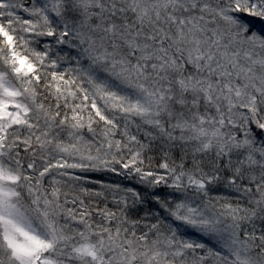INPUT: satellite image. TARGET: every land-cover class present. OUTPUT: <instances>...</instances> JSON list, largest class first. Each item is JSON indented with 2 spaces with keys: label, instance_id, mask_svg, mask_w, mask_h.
Returning a JSON list of instances; mask_svg holds the SVG:
<instances>
[{
  "label": "snow or ice",
  "instance_id": "1",
  "mask_svg": "<svg viewBox=\"0 0 264 264\" xmlns=\"http://www.w3.org/2000/svg\"><path fill=\"white\" fill-rule=\"evenodd\" d=\"M0 264H264V0H0Z\"/></svg>",
  "mask_w": 264,
  "mask_h": 264
}]
</instances>
